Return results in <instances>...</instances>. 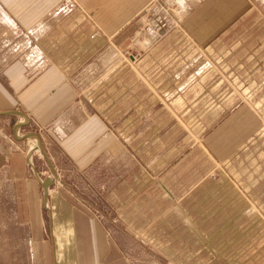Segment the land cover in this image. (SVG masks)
<instances>
[{
    "label": "crops",
    "instance_id": "1",
    "mask_svg": "<svg viewBox=\"0 0 264 264\" xmlns=\"http://www.w3.org/2000/svg\"><path fill=\"white\" fill-rule=\"evenodd\" d=\"M63 1L0 0L28 32L42 20L49 32L30 35L45 64L29 66L27 54L0 71V175L15 188L34 264L263 256L264 41L253 6L184 0L180 26L143 49L136 35L152 0ZM32 134L45 160L34 169Z\"/></svg>",
    "mask_w": 264,
    "mask_h": 264
},
{
    "label": "rangeland",
    "instance_id": "2",
    "mask_svg": "<svg viewBox=\"0 0 264 264\" xmlns=\"http://www.w3.org/2000/svg\"><path fill=\"white\" fill-rule=\"evenodd\" d=\"M69 1L73 2L74 0L63 1L62 4L60 5V8L61 6L65 7L67 2ZM154 1H157L159 4L161 3L158 0H153L151 1L150 5H148L147 9L145 10V14L142 17L144 26H145V23L147 22V19L152 23V25L153 24L155 25V22L156 23L158 22L157 19L153 17L156 15L152 11L149 13V17L146 19L147 10H149L151 4ZM246 1H247V4L253 6L255 13H257L260 17L261 26L263 27V32H261L263 36H261V39H263L262 41H264V0H246ZM165 5L171 7L170 10L173 11L172 16H173L174 21L172 22L174 23L178 22L179 18L178 16H176V14L178 13L177 9L180 10L178 15L180 16L181 14L182 16L181 10L186 5L184 3V0H166ZM57 9H59V7ZM17 17H19V15L7 14L0 8V71H1V67L7 64L5 59L12 61L17 58L18 60H20L22 55L26 57L27 54L29 55L33 54L32 56H34L33 58H30L29 56L28 60L27 58L25 59L27 60V63L29 66L37 67V66H40V64L41 65L45 64V63H40L37 61V60H40L39 59L40 56H36L35 51H33L36 45L35 47L30 46L31 42L36 41L35 39L33 40V38L30 37V35H33V37L35 38H42L44 37V35L49 33V32L45 33L44 29L42 28L43 20L38 22L36 25H34L33 28L28 32L27 29L20 26L18 19H16ZM147 25H149V23H147ZM179 26H180V23L175 28H178ZM145 31L146 30L143 29V32L138 33L136 35V41L140 45L143 44L144 42H150L151 44L154 41L153 38H151V36L145 33ZM166 33L167 32L163 31L161 35L163 36ZM142 48L146 49L144 48V46H142ZM90 70L92 69L90 68ZM84 73H82L79 77V80L82 83H85ZM102 74L103 73H100V75L98 76L99 78L97 77L98 79L94 78L91 80L88 86L89 89H93L96 87L97 83L101 80ZM33 126H34V130L38 133H41L42 131H44V128L39 124V122L38 123L34 122ZM33 142H34V139H30V141L28 140V149L26 151H27L29 159L31 157V153H29L30 147L33 144ZM18 147L19 145L14 146V148L16 149ZM37 149L38 151L33 155V166L37 165V162L40 163V162L45 161L44 159H42L44 158V156L40 152L41 150L39 148ZM20 150H24V149H21L19 147V151ZM60 161L64 169H66L67 167H70L68 166L69 165L68 158L65 157L62 152H60ZM43 168H44V171L41 169L40 173L43 176L44 175L49 176L51 173L47 165L44 164ZM4 170H6V168L2 167L0 170V173L4 172ZM28 175H29L28 179L33 181L34 180L33 174L29 173ZM61 176L63 178L62 180H65L66 182L74 183L77 181H80V182L84 181L83 176L80 174L73 175L72 173H67V174L61 173ZM211 177L216 178V175L212 173ZM54 183H55V179H54ZM13 185L14 187H16L15 184ZM83 192L84 191H82V193ZM97 215L98 217H100V214H97ZM31 237H32V233L30 229L26 226H23L19 221L18 196L16 195L15 188L11 189L9 184L7 183L5 184L3 176L0 175V264H34L32 260L31 250H30L31 249L30 248V242H31L30 238ZM258 248H256V250H258L257 254H261V253L264 254V246H260ZM260 256L261 255H259V258H257L255 261H252V263H249V264H264V255L261 257ZM160 264H165V263L161 262ZM235 264H241V263H235Z\"/></svg>",
    "mask_w": 264,
    "mask_h": 264
},
{
    "label": "built area",
    "instance_id": "3",
    "mask_svg": "<svg viewBox=\"0 0 264 264\" xmlns=\"http://www.w3.org/2000/svg\"><path fill=\"white\" fill-rule=\"evenodd\" d=\"M169 6H166L165 4H159L157 1H154L149 10L150 12L152 11L156 16H153L155 17V19H157V23L155 22V25L153 24L152 25V29L156 30L157 32H159L160 36L161 33L164 31V32H168L170 31L171 29L177 27V25L179 24V21L174 23L172 21H174L173 19V11H171L169 8H167ZM157 8H160L162 9L161 12L159 11H155V9ZM147 30H151L150 28H147Z\"/></svg>",
    "mask_w": 264,
    "mask_h": 264
},
{
    "label": "bare ground",
    "instance_id": "4",
    "mask_svg": "<svg viewBox=\"0 0 264 264\" xmlns=\"http://www.w3.org/2000/svg\"><path fill=\"white\" fill-rule=\"evenodd\" d=\"M153 1V0H152ZM181 5V4H180ZM169 9H171V7H169ZM155 11H159V12H161L162 11V9H160V8H157V9H155ZM149 13H150V10H147V17H146V19L149 17ZM147 23H149V25H147ZM146 28V29H145ZM147 28H150L151 30H147ZM144 30H146L145 31V33L147 34V35H149V36H151V38H153V40L154 41H156V40H158V38H160V37H162V36H160V34H159V32H157L156 30H154V29H152V23L147 19V22L145 23V26H144ZM21 123H24L23 121H21ZM19 136H20V134H19ZM34 138V142H33V144L31 145V147H30V152L29 153H31V157H30V159H29V157H28V159H29V161H31L32 162V164H33V155L38 151V149L37 148H39L41 151H43V148H42V145L40 144V142L38 141V139H37V137H33ZM46 181H50V184H46ZM45 181V183H44V187H45V190L47 191V194H48V192H49V187L52 185V183L54 182V179H53V177L51 176V178L50 179H47Z\"/></svg>",
    "mask_w": 264,
    "mask_h": 264
},
{
    "label": "water",
    "instance_id": "5",
    "mask_svg": "<svg viewBox=\"0 0 264 264\" xmlns=\"http://www.w3.org/2000/svg\"><path fill=\"white\" fill-rule=\"evenodd\" d=\"M31 137H37V139H38V141L40 142V140H39V138H38V136L37 135H35V134H32V135H30ZM28 161H29V159H28ZM29 164L32 166V168L34 169V166H33V164H32V162L31 161H29ZM46 184L48 185V184H50V181H46ZM47 192V191H46Z\"/></svg>",
    "mask_w": 264,
    "mask_h": 264
}]
</instances>
